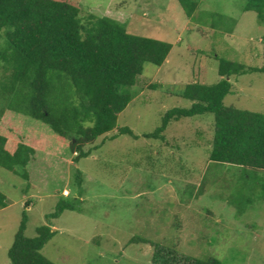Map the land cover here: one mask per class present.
Returning a JSON list of instances; mask_svg holds the SVG:
<instances>
[{"label":"rangeland","instance_id":"374dc122","mask_svg":"<svg viewBox=\"0 0 264 264\" xmlns=\"http://www.w3.org/2000/svg\"><path fill=\"white\" fill-rule=\"evenodd\" d=\"M83 21L107 15L130 33L170 42L161 66L147 63L118 114V127L86 144L76 160L69 140L31 116L7 111L0 133L34 141L29 178L0 166V264L26 215L25 235L54 231L42 253L56 264H155V243L223 264H264V173L209 160L215 115L172 120L163 138H146L164 114L188 108L187 84H215L221 59L264 66V23L246 0H200L188 17L179 0H71ZM1 40V39H0ZM224 104L264 113V72L230 78ZM128 126L139 138L120 134ZM77 208L51 217L59 202ZM145 238L149 242L131 241Z\"/></svg>","mask_w":264,"mask_h":264},{"label":"trees","instance_id":"16d2710c","mask_svg":"<svg viewBox=\"0 0 264 264\" xmlns=\"http://www.w3.org/2000/svg\"><path fill=\"white\" fill-rule=\"evenodd\" d=\"M192 17L200 0H179ZM245 11H255L264 23V0H246ZM80 6L71 0H0V118L7 111L31 116L48 124L63 140L68 139L75 159L88 156L86 144L118 127V114L134 98L131 87L144 66H161L172 44L130 33L126 25L107 16L90 14L84 21ZM263 71L264 66L221 59L215 84H187L181 95L193 103L168 110L162 124L146 138H163L172 120L213 113L215 129L209 160L264 173V113L224 104L233 75ZM120 134L140 136L128 126ZM33 140L11 132L0 133V166L28 179L26 166L36 148ZM0 191V208L7 206ZM71 202H59L51 217ZM26 215L15 233L8 255L10 264H56L42 249L52 238L49 225L34 237L25 235ZM131 241L149 242L145 238ZM155 264H223L216 256L178 254L172 247L155 243Z\"/></svg>","mask_w":264,"mask_h":264}]
</instances>
